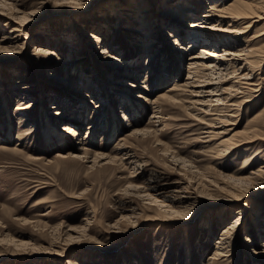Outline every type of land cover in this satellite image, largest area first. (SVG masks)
Instances as JSON below:
<instances>
[{"label":"rangeland","instance_id":"rangeland-1","mask_svg":"<svg viewBox=\"0 0 264 264\" xmlns=\"http://www.w3.org/2000/svg\"><path fill=\"white\" fill-rule=\"evenodd\" d=\"M138 2L0 0V264H264V19L258 91L213 105L193 18L142 30Z\"/></svg>","mask_w":264,"mask_h":264},{"label":"bare ground","instance_id":"bare-ground-1","mask_svg":"<svg viewBox=\"0 0 264 264\" xmlns=\"http://www.w3.org/2000/svg\"><path fill=\"white\" fill-rule=\"evenodd\" d=\"M151 1H152L151 3L154 6L157 5V7L159 8L160 6L162 7L161 8L162 10L158 12L161 18L155 19L156 15H154L153 14L154 11L151 10L150 7L151 4H146L144 0H140V2H138V4H136L135 6L136 7L135 10L137 11V16H138L137 17L138 22L137 21L136 22L141 24L142 30H145L146 26L159 24L158 22L159 19L165 24H169L171 29L173 30L176 29L177 34H179L180 32H182L180 30L183 29L184 20H186L187 17H192L193 19L189 23V31H188L189 39H190L189 47L186 49L189 50L194 48L195 43L197 41L199 42L200 38L205 37V40L204 41L202 40L203 42H200L199 52L197 54H191L186 59L188 61L186 62L188 63V73H189V76L187 78L188 84L194 87L202 88V90L198 91L197 94L200 95L201 93L206 94V92H209L207 93L210 96V99H207L208 103L213 102V105L229 106V105H235L233 104L235 101L234 102L232 101L231 104L228 103L229 101H231V97L236 96L238 93L244 94L250 91H254V92L258 91V89L252 87V86L257 87L258 84L256 82L255 83L253 82L254 71L252 70L251 67L252 61L250 60V55L252 51L249 49L248 44H246V41H250L246 37L250 31H252L253 29L255 31L257 26L264 19V4L260 3L262 0L261 1L238 0L239 4L236 5L233 4L229 6H226L221 3L219 4L218 3L219 0H165L164 6H162V4L161 5L158 4V0H151ZM254 3L258 5L259 9H263V10L262 11L257 10L256 7H254L253 5ZM203 8H205V10L201 11ZM170 20H172V22ZM122 21H123L122 17L119 16V22L116 24V29L123 27ZM210 21H214L216 24L214 23L212 24ZM129 29L130 31H138L137 29L135 30L133 28H129ZM164 30L167 33V36L173 35L172 33H170V31H167L169 29H164ZM82 35L92 37L97 42H100L102 40L99 37V35H96L94 33H90V32L88 33L84 31ZM259 35L262 36V33ZM175 42H178L176 44H178L179 46H181L182 44L177 39H175ZM181 49H183V47ZM104 53H106V51H104ZM215 59H220V61L222 60V63L220 64L222 65V67H220V65L217 66L214 63ZM119 67L122 68L124 66L121 64ZM190 75L193 76L191 77ZM194 76H198V77L201 76L206 79L203 81L198 80L199 82H204V83L203 84L198 83L197 86L196 84L192 83L193 81L191 82L189 81L190 79H193ZM230 79H233V81H229ZM226 83H230V84L227 85L226 87L224 86L226 85ZM175 85H176L175 87L179 86L177 84ZM212 85H216L215 87H213L214 89L213 88L210 90L206 89V88H210ZM200 102L203 103V101ZM207 102L204 103L207 104ZM127 103H129L130 105V100L127 101ZM104 106L105 105H100L98 107L103 108ZM28 107L29 106H26L25 108ZM131 107L132 109L134 108V106ZM19 109L22 108H18V110ZM133 111L134 114L137 115L136 109H133ZM115 113L116 112L113 111V115H112L113 119ZM8 116H9L8 119L11 120V115ZM218 119H219L218 117H214L213 121H216L217 123ZM113 123L115 122L113 121ZM214 123L212 124L210 123L211 130L209 131V133L211 139L213 136L215 135L217 136V134L219 133V131H214L215 127H212L214 126ZM52 126L53 129L51 128V130H49V128H47L45 131L50 138L52 137L53 134H58L59 132L58 131L59 126L57 125L56 126L52 125ZM62 129L71 136L76 135V131L73 129L72 125L66 124L64 125L63 128H61V130ZM135 131L136 130L133 129V132ZM223 132L224 131H221L220 133ZM60 143L63 144L64 141H60ZM59 155L63 156L62 154ZM251 158H253V156H251ZM249 160L250 158H248L246 161ZM257 171L259 172V174L264 175V163L260 164V167ZM252 173L254 172H251V174ZM251 177H253V175ZM261 178L264 177L262 176ZM246 179H251V178H246ZM261 184L262 185L264 184V179L261 180ZM260 216L261 214L259 213V217ZM220 254L221 253L217 251L215 253L216 257L215 258L211 257V258L216 259L217 256Z\"/></svg>","mask_w":264,"mask_h":264}]
</instances>
